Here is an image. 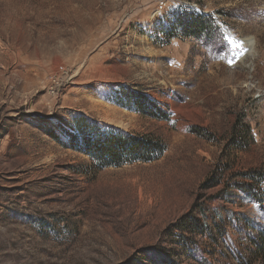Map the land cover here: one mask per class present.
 Returning a JSON list of instances; mask_svg holds the SVG:
<instances>
[{"label":"rangeland","instance_id":"obj_1","mask_svg":"<svg viewBox=\"0 0 264 264\" xmlns=\"http://www.w3.org/2000/svg\"><path fill=\"white\" fill-rule=\"evenodd\" d=\"M180 10L215 29L162 41ZM79 118L165 150L96 169ZM263 237L264 0H0V264H264Z\"/></svg>","mask_w":264,"mask_h":264},{"label":"trees","instance_id":"obj_2","mask_svg":"<svg viewBox=\"0 0 264 264\" xmlns=\"http://www.w3.org/2000/svg\"><path fill=\"white\" fill-rule=\"evenodd\" d=\"M214 29L213 20H210L209 16L180 10L171 13L170 20L160 26L158 33L163 36L162 41L184 37L200 39L208 37ZM116 100L121 107L133 109L142 115L156 118L166 116L159 113L158 109L160 115L154 113L153 109L157 108V104L132 90L123 89ZM74 124V127L80 130V141L74 134L63 129L68 138V146L87 156L94 168L99 170L136 162L148 163L161 157L165 150L162 141L150 135L124 133L113 128L103 129L83 118L75 120ZM247 132L246 128L245 133Z\"/></svg>","mask_w":264,"mask_h":264},{"label":"bare ground","instance_id":"obj_3","mask_svg":"<svg viewBox=\"0 0 264 264\" xmlns=\"http://www.w3.org/2000/svg\"><path fill=\"white\" fill-rule=\"evenodd\" d=\"M247 44H248V51L249 52H251V50L253 49V42L251 41V40H247V42H246ZM232 44V48H236V47H238V46H242L243 45V42L242 43H236V42H232L231 43ZM247 51V52H248Z\"/></svg>","mask_w":264,"mask_h":264}]
</instances>
